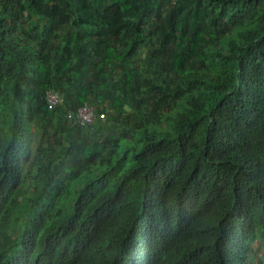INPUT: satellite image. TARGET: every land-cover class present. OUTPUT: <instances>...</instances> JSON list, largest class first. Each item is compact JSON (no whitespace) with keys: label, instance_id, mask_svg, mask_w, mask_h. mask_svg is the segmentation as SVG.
Returning <instances> with one entry per match:
<instances>
[{"label":"trees","instance_id":"trees-1","mask_svg":"<svg viewBox=\"0 0 264 264\" xmlns=\"http://www.w3.org/2000/svg\"><path fill=\"white\" fill-rule=\"evenodd\" d=\"M84 102L106 118L69 121ZM260 244L264 0H0V264H262Z\"/></svg>","mask_w":264,"mask_h":264},{"label":"built area","instance_id":"built-area-1","mask_svg":"<svg viewBox=\"0 0 264 264\" xmlns=\"http://www.w3.org/2000/svg\"><path fill=\"white\" fill-rule=\"evenodd\" d=\"M45 96L49 108H55L63 100L62 96L52 88L46 91ZM96 116L97 114L95 112V107L90 103H85L84 105L79 107L75 113H67L68 120H75L82 126L90 125L94 121ZM100 116L103 117L104 114L100 113ZM261 263L264 264V254L261 256Z\"/></svg>","mask_w":264,"mask_h":264},{"label":"clouds","instance_id":"clouds-1","mask_svg":"<svg viewBox=\"0 0 264 264\" xmlns=\"http://www.w3.org/2000/svg\"><path fill=\"white\" fill-rule=\"evenodd\" d=\"M172 1H174V0H172ZM85 103H90V104H92V105H94V107H95V112H96V114H97V116H96V118L94 119V121L90 124V125H87V126H82V125H80L79 123H77L75 120H69V121H72V122H74V123H76L77 125H79V126H82V127H90V126H92V124L96 121V120H103V119H105L106 118V114H105V112H103V111H99V112H97V110H96V104L95 103H93V102H84V104ZM84 104H82V105H84ZM81 105V106H82ZM80 106V107H81ZM79 108V107H78ZM78 110V109H77ZM76 110V111H77ZM73 113H75V112H73ZM100 113H103L104 114V116L102 117V116H100ZM260 260H261V257H260Z\"/></svg>","mask_w":264,"mask_h":264},{"label":"crops","instance_id":"crops-1","mask_svg":"<svg viewBox=\"0 0 264 264\" xmlns=\"http://www.w3.org/2000/svg\"><path fill=\"white\" fill-rule=\"evenodd\" d=\"M256 251L258 255L261 257L264 254V245L263 244L258 245Z\"/></svg>","mask_w":264,"mask_h":264},{"label":"rangeland","instance_id":"rangeland-1","mask_svg":"<svg viewBox=\"0 0 264 264\" xmlns=\"http://www.w3.org/2000/svg\"><path fill=\"white\" fill-rule=\"evenodd\" d=\"M97 97H100V94H97ZM95 101H98V99H96ZM35 151L33 152V155H35ZM24 166L27 167L28 166V163L27 162H24Z\"/></svg>","mask_w":264,"mask_h":264}]
</instances>
